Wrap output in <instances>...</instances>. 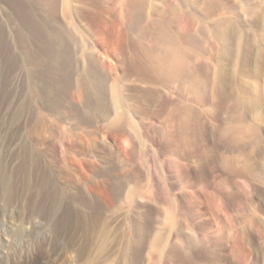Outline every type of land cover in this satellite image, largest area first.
<instances>
[{
    "label": "rangeland",
    "instance_id": "rangeland-1",
    "mask_svg": "<svg viewBox=\"0 0 264 264\" xmlns=\"http://www.w3.org/2000/svg\"><path fill=\"white\" fill-rule=\"evenodd\" d=\"M81 1L74 0L72 3L78 5L82 3ZM168 1L169 3L175 1V4H179L178 0H147V6L149 7L146 10L155 12L159 9H164L168 5ZM189 1L188 4L181 7L187 10L195 9L199 14L203 11L206 0ZM229 1H234V5L236 4L235 11L231 15L230 13L227 14L225 18L233 20L238 26L240 25V28L236 25L238 31L236 34L240 37L239 40L243 42L240 41V52H238L239 50L236 51L237 64L234 63L236 61H232V63L228 64L231 69L226 68L227 65L225 69L232 73L245 67L246 71L250 70L247 71L249 73L244 72L245 75L247 76L251 72L253 75L250 74V78H248L249 76L242 77L244 78L243 80L247 79V81L249 80L248 83L253 82L257 86L258 84L262 86L259 92L260 99L261 94H263L262 100H260L262 107L258 105L257 110H254L253 113L252 111L248 112L249 119L246 120L251 124L254 122L252 116L255 112L258 111L257 113H260L261 111V118L264 115V92L261 91V88H264V57H259V51H264V40L263 42L260 40L264 29V21H262L264 0ZM241 1L245 2L244 4L249 2L251 9L261 13L262 16L259 15L262 18L245 15L244 10H246L248 3L246 6L238 5V2ZM47 2L50 4V0H47ZM47 2L46 0H0V90L5 88L6 83L10 84V87H6L10 89L11 93L13 91L11 98L16 99L15 90L17 87L19 88L18 82L21 81L24 100L28 104H25L27 109L24 110V117L20 121L23 127L20 135L16 136L14 127L6 128V126H0V157L4 158V167L8 173H11L15 181L11 199L5 200V198H2L3 196H0V261H5L6 264H9L15 260L17 253L21 250L24 252L29 251L37 241L42 240V245L39 247V253H41L38 256L39 261L37 264H264V177L257 178L253 176L244 184L245 182H243L242 178L235 176L236 174L234 175L235 172L221 166L219 167L220 174L223 173V177L225 176L226 179L229 178L230 180L233 178L232 181L228 179L229 182L237 185L242 183V187H248H246L247 191L249 190L247 192L248 196H245V198L242 194H232L231 197L228 196L226 198L225 196H220V193L219 195L216 194V199L209 198L210 194L214 193V190L205 181L208 175L210 177L212 173V169L209 168L211 166L206 163H203V166L200 165L199 169L196 167V170H194V173H197L200 178H197L193 185L185 182V177L180 175L173 166L178 160L167 152L165 132L169 127H166L163 116L159 114L158 101L137 95L136 89L145 86V84L147 86V83L135 78L127 70L128 65L124 63L125 61L120 63L114 53L117 33L114 26L108 28L109 25H107L104 33L99 34L96 32L94 25L86 22L84 16L72 14L73 17L69 16L73 18L71 19L60 10L52 12L51 5L49 6ZM117 10L120 11L119 9ZM201 14L204 13L202 12ZM205 19L209 22H214V20L218 19V16L212 14ZM235 20H239V23ZM59 26L62 30L66 29L67 34L64 31L66 36L68 33L70 36L65 38L70 40H68V44H65L67 48L65 52H67H64L63 59L66 62L62 63L64 61L62 59L61 64H57L53 60V55H51L52 44L49 43L46 35L54 28L59 29ZM78 26L86 27L84 34H80L77 30ZM196 30L197 23L196 27L194 25L191 29L193 35L198 34ZM206 36L207 40L211 39L212 41L213 38H210L212 37L210 33L209 35L206 34ZM241 36L243 39H241ZM211 41H207L205 55L200 61L195 62L194 54L189 59L191 61L194 60L196 64L198 63V67L200 66V70H197V76L199 79H203L204 82L201 80L203 83L206 82L205 85L209 84L207 88L204 85L206 90H209L207 93L204 89L206 91L204 93L208 95L218 90L220 88L219 85L222 87V92H225L223 88H226L227 92L231 86V84L230 86L227 85L224 80H217L215 76L217 74L218 59H221L222 54L218 47L214 51L215 46L213 49L208 46ZM86 42L90 43V45L92 43V53L94 59L97 60L98 70L107 75L109 82L113 80V71L122 72V69H126L127 72L123 73V82L126 85L124 93L128 99L125 111L138 124L139 137L132 136L129 129H125L124 134L116 126V128L109 127L108 121L112 118L111 114L107 117V120H102L98 115L91 116V119L88 103L83 96L76 95L78 91L75 89V83L83 75L84 59L81 56V52L84 50ZM246 42L250 43L249 46L245 44ZM93 51L96 52L94 53ZM68 54L70 61L73 60L71 64L67 57ZM212 54H215L213 57L216 58L211 61L209 58ZM242 57L245 61L241 60ZM67 60L69 65L63 66V64H67ZM122 64L123 67H121ZM202 73L207 74L204 75ZM208 81L210 82L208 83ZM217 82L220 83L218 84ZM224 84L227 86L223 87ZM249 84L252 85V83ZM31 85L34 86L35 90L31 88ZM172 86L174 85L169 86L170 90L173 89ZM249 91L255 92L251 89L247 92L250 93ZM252 93L249 95H252ZM2 98L1 91L0 117L5 111L2 106ZM226 99L228 98L224 99L225 103L227 102ZM35 106L37 108L33 109ZM35 109H39L38 111H41V115L45 114V117L42 116L44 121L41 119L43 125H40L39 128L40 141L37 142L38 153L42 159L41 162L43 160L48 162V159L52 156L61 157V155L65 154V149L67 150L65 146L68 147V145L73 144V147H68L69 154L66 155L71 154L76 158L92 161L95 164L89 168L87 167L88 165L86 166L87 163L85 161L83 165V170L89 171L88 173L90 174L89 184L92 188L90 192H87L81 184H77L79 185L77 186L74 183L79 175L78 173H74L72 176L73 183L72 180L68 183L64 177H59V181L58 177L55 178L58 183L57 191L62 199L61 209L58 210L61 218L58 221L56 220L58 213L54 215L48 210L49 193L38 190L36 180L30 181V185H34L33 188L30 185L28 187L24 186V183H22L23 176L21 175H24L27 169H32L26 167L24 168L25 171H22V169L18 168L21 158L20 142L23 141L27 147L34 148L35 143L31 127L34 121L32 114H34ZM148 110L153 111H151L152 113H147ZM85 112L89 114L87 113V115ZM93 119L95 120L94 122ZM261 120L258 123L260 124L259 137L262 139L260 143H263L264 117ZM79 140L83 142L80 143ZM255 140L257 139L252 138V141ZM214 141L216 142L213 139ZM57 142L60 143L58 144ZM86 143H93L91 144L93 149H90V145L88 144V146ZM95 143L96 145H94ZM53 144L57 145L56 148L58 150L56 148V150L53 149ZM82 144L84 145L82 146ZM93 145L97 146V148L93 147ZM84 146H87V148ZM260 158V166L264 169L262 167L264 166V153ZM98 165H104L105 170L103 166V168L101 167L102 169H99L100 166ZM94 166H98V169ZM16 167L19 169L18 173L16 172ZM93 169H97L96 171L104 170V172H108L109 176L116 171L121 172L120 175L123 179L120 178L125 182L124 185L130 180V177H136L138 192L133 199L127 198L130 186L133 185V183L129 182L132 185L128 184L117 200L109 199L107 194L110 192L105 191L107 193L105 195V192H101L96 188L95 184L102 182V177ZM111 171L114 172L111 173ZM59 183L63 184L61 188ZM237 185L235 187L238 188ZM231 187L227 186L225 191L231 190L230 192H233L235 187H232L233 190ZM72 190L76 191L73 192ZM197 191L199 196L196 194ZM30 196H33V202H30L32 199ZM93 199L96 200V204L91 201ZM91 202L93 205L90 204ZM168 207L174 214L171 213V217L167 219L165 218V209ZM100 218L103 219L101 220ZM89 228L92 232L87 231ZM96 229L99 230L98 233ZM100 230L105 231L100 235V238L102 235V237L104 235L105 237L101 238L102 240L99 238V242L95 236H99ZM80 231L85 232L80 234ZM156 236L158 238L156 249L159 247L157 251L152 246L153 239ZM211 238L212 240L210 241ZM94 239L98 241H95V243ZM90 240L93 241L92 246H90ZM97 242L104 245L97 246ZM103 246L104 248H101L103 251H97L99 247ZM12 254L16 255L12 256ZM190 259L194 263H191Z\"/></svg>",
    "mask_w": 264,
    "mask_h": 264
},
{
    "label": "bare ground",
    "instance_id": "bare-ground-1",
    "mask_svg": "<svg viewBox=\"0 0 264 264\" xmlns=\"http://www.w3.org/2000/svg\"><path fill=\"white\" fill-rule=\"evenodd\" d=\"M72 1H74V0H50V4H49L46 0V2L49 4V6L51 5V11L52 12H56V11L60 10L65 16H68V17L72 16V14L84 16L85 18L84 17H82V18H84L86 20V22L89 23L90 25L91 24L94 25L95 27L94 26L93 27L96 28V32H98L99 34H101L102 32L104 33V30L107 29V28H105V27H107V25H109L108 28L114 26V29L117 32L116 33V41L114 43V45H115L114 48H116V49H114V53L116 54V56L120 60V63L121 62L123 63V61H125L124 63L128 65L127 70L129 72H131L135 78H137L141 81H144L143 83H145V82L147 83V86L145 84V86L141 87L142 89L141 88L136 89L137 95L150 98L151 100L154 99V101L155 100L158 101L159 114H161L163 116L164 123H165V125H167L166 127L167 128L169 127L167 129V131L165 132V138H166L165 145L167 148V152L169 153L170 156L172 155L173 157H176V160H178L177 162H175L173 164V166L177 169V172H179L180 175H183L185 177V182L193 185L194 181L197 178L198 179L200 178V176L197 173L196 174L194 173V170H196V167L199 169L200 165L203 166L202 164L206 163V164H209L211 166L209 168L212 169V171H211L212 173H211L210 177L208 175V178L205 181H206L208 186L212 187V189L214 190V193H215V194L214 193L210 194L211 196H209V198L216 199V197H217V195H219V193H220V196H225L226 198L228 196L231 197L232 194H238V195L242 194L244 198H245V196H248L247 192H249V190L247 191V188H248L247 186H246L247 187L246 188V187L241 186L242 183L237 185L235 183L233 184L232 182H229L230 179L228 178L229 179L228 180L225 178V176L223 177L222 176L223 173L220 174V169H219V167L221 166L225 169H229L230 171L235 172L234 175L236 174L235 176L242 178L243 182H245L244 184H246V181H249V179L252 178L253 176L257 177V178L264 177V169L261 168L260 163H259V161H260L259 159H261L260 157L264 153L263 152L264 151V146H263L264 142L262 141L263 143H260V140H262V139H261V137H259L260 136L259 135V132H260L259 125L260 124H258L259 121L264 117V115L261 118L262 113L259 110L260 113H257L258 112L257 111L252 116L253 117L252 120H254L253 123L249 124V121L246 120V119H249V115H248L249 113L248 112L252 111V113H253L254 110H257V108H258L257 106L262 103V102L260 103V100H262L263 94H261V99L259 97L260 87H262V86L260 84H258V86H257L253 82H249V83H252V85H251L248 83L249 80L247 81L246 78H245L246 80H243L244 78H242V77L246 76L244 72L250 71V70L246 71L245 67H244V69L243 68L240 69V71H234L232 73L228 72V70L225 69L226 65H227L226 68L231 69V67H229L228 64L230 62L232 63V61L233 62L236 61V57H235V55H237L236 51L239 50L238 52H240L241 42H243V41L239 40L240 37H238V34H236V33H238L237 27H236L237 23H235L231 19L229 20L228 18H225V17H227V14L230 13V15H231V13H234L235 5H236V4L234 5V3H233L234 1L231 2L229 0H206L205 7L202 11L204 14H201L202 12L199 14V12L196 11L195 9L194 10H187L186 8L183 9L181 6L182 5L185 6L186 4H188L189 0H178V3H179L178 5L174 3L175 1L172 3L171 2L169 3V1H168V5L164 9H159L155 12L154 11L148 12V10H146L147 7H149V6H147L148 5L147 0H82L81 1L82 3L78 4V5H74V3H72ZM77 1H79V0H77ZM241 2H238V5L241 4V6H243V5L246 6V4L248 3L246 6V10H244L245 15L247 14V15H251L253 17L259 16V18L262 16V14L259 13L258 11L251 9L249 2H246V4H244L245 2H243V1H241ZM117 9H119L120 11H118ZM212 14L218 16V19L216 21L214 20V22L207 21L205 18L210 17ZM251 16H250V18H252ZM262 17H263L262 21H264V13H263ZM69 18H71V17H69ZM71 19H73V18H71ZM237 21L239 23V20H237ZM72 22H74V21H72ZM196 23H197V30H196L197 32L196 33H198V34L193 35L191 32V29L193 28L194 25L196 27ZM110 24H112V25H110ZM88 27H90V26H88ZM238 27L240 28V25ZM58 28L59 29H56V28L52 29L46 35H47V39H48L49 43L52 44L51 55H53V60L57 64L58 63L61 64L60 62L62 61L65 53L67 52V51L65 52V50L67 49L65 44H68L67 42H68V40H70V39H65V38L70 37V36H69V33L66 36V34H67L66 29L62 30V29H60V26ZM85 28L78 26L77 30L80 32V34H84ZM239 28H238V30H239ZM111 29H110V31H111ZM64 31L66 32V34ZM209 33L212 36L210 38H213L212 41H211V39L207 40V38H209V37L206 36V34L209 35ZM102 36H103V34H102ZM243 37H244V35H243ZM241 39H243L242 36H241ZM206 40L208 42L211 41V43H209L208 46H210L212 49L215 46L214 51H216L217 47L220 49L219 51L222 54V56H221V59H218L217 68H216L217 74L215 76H216L217 80H219V81L224 80L226 82V84L229 86L231 84V86L229 87L230 89L227 92H226V90H227L226 88H223V90L225 89V92H222V87H221V85H219L220 88L218 87L219 88L218 90H215L210 95H208L207 93L209 92V90H206V88L209 86V84L205 85L206 82L203 83L204 82L203 79H199L197 76V70H200L199 69L200 66L198 67V65H197L198 63L197 64L194 63V60H192V61L189 60L193 54H194L193 58H195V62L198 60L200 61V59H202V57L205 55V50H206L205 45L207 44ZM260 40H262V42L264 40V29H263V33H261ZM97 41H99V40L97 39ZM106 41H108V40H106ZM245 44L247 46H249L250 43L246 42ZM193 47H195V48H193ZM92 48H93L92 43L90 45V43L86 42L85 48L81 52V56L84 59L83 75L79 79H77L78 81H76V83H75V89L78 91V94H76V95L84 97V99L88 103L89 113L91 115L88 112H85V113L86 114L88 113L91 119L93 116L98 115L99 118H102V120H104V119L107 120V117L111 114L112 118L110 121H108L109 127H115L116 126V127L120 128L122 130V133H124V134H125V129H127V130L129 129L132 136H134L136 138L139 137L138 124L134 120H132L130 118V116L128 115V113L125 111V107L127 105L126 103H127L128 99L124 93V90L126 89V85L123 82V73H125L126 69H122V72L113 71V75H114L113 80L111 82H109L107 75L105 73H103L101 70H98V67L96 65L97 60L94 59V56L92 53ZM95 48H97V47H95ZM68 56H69V54L67 55V57ZM213 56H215V54L214 55L212 54L211 57L209 58V59H211V61L214 60V58H216ZM67 57H66V59H67ZM243 57L245 58V56H243ZM243 57L241 60L244 59ZM259 57H264V51H261V52L259 51ZM68 59H69V57H68ZM97 59H99V58H97ZM69 61H70V59H69ZM69 61L67 60V64H63V66L64 65L68 66ZM71 61L73 62V60H71ZM71 61L69 62L70 64L72 63ZM102 61H103V59H102ZM243 61H245V60H243ZM65 62H66V60H64L62 63H65ZM74 62H75V60H74ZM209 62H210V60H209ZM206 63H207V61H206ZM234 63L237 64V61ZM241 63H242V61H241ZM243 64H244V62H243ZM205 65H207V64H205ZM211 65H213V64H211ZM108 66H110V65H108ZM232 66L234 67V65H232ZM240 66L243 67L242 64H240ZM121 67H123V64L121 65ZM207 67H208V65H207ZM99 68H100V66H99ZM102 69H103V67H102ZM246 69H248V68H246ZM206 71H207V68H206ZM229 71H231V70H229ZM258 71H260V70H258ZM247 73H249V72H247ZM256 73H257V71H256ZM202 74H204V73H202ZM206 74L207 73H205L204 75H206ZM250 74H248L246 77H248ZM251 75H253V74H251ZM250 76L248 78H250ZM204 77L206 78V76H204ZM207 77H208V75H207ZM67 79H68V77H67ZM243 81L244 82L247 81V82H245L246 84ZM209 82L210 81H208V83ZM68 83H70V82H68ZM215 83H213V84H215ZM221 83L223 84V82H221ZM6 84L4 86L5 88L3 89V87H2L3 90H0V93L2 91V95H3L2 106L5 108L4 113L0 117V126L1 125L6 126V128L14 127L16 130V136H18V135H20V131L23 128L21 126L20 121H22L21 119L24 117V115H23L25 113L24 110L27 109V108H25V104H27V102H25V100H24L23 85H22L21 81L18 82L19 88L17 87L15 90L16 99L11 98L12 97L11 94L13 93V91L11 93L10 89L6 87V86H9L10 84H7V85ZM244 84L245 85L249 84V85L245 86ZM171 85H174V86H172V88H173L172 90L169 89V86H171ZM204 85L206 86V88ZM227 85L224 84V86L223 85L222 86L225 87ZM56 86H57V84H56ZM33 87L34 86L31 85V88H33ZM249 88L251 90L255 91V92L253 91L254 93H252V91H249L250 93H252V95H249L250 93L247 92L248 90H250ZM204 89L207 91V93H204V91H205ZM220 89H221V91H220ZM263 89L261 88L262 92H264ZM79 92H81V93H79ZM247 93H248V95H247ZM225 98H228V99H226L227 100L226 103L224 100ZM228 101H230V102L228 103ZM255 107H256V109H255ZM34 108H37V107L35 106V107H33V109ZM120 108H122V109H120ZM38 110L35 109L34 112L31 110V112L34 113V114H32V116H34L33 117L34 118L33 126L31 124L32 131L30 129V131L33 133L32 136L34 137L33 138L34 143H35V144L33 143L34 148L27 147V145L23 141L20 142V144H21L20 145L21 158L19 161L18 168L20 170L22 169V171H25L24 168H26V167L27 168L30 167L32 169V170L27 169L25 171V173L23 172L24 175H21V176H23L22 177V181H23L22 183H24V186L28 187L31 184L30 181L36 180L37 181L36 182L37 183V189L39 188L38 190H42L44 192L46 191L47 193H49L48 210L50 213H53L54 215H56L58 213V216L56 218V220L58 221L61 218V216L59 214L60 211L58 212V210L61 209L62 199L58 194V191H57L58 183H57L55 178L58 177V181H59V177H62V178L64 177V179L67 180L68 183L71 180L73 183L72 176L74 175V173H78L79 175H78V177H76V180L74 179L75 180L74 183L76 185L81 184L87 192H90L92 189L90 184H89L90 174L88 173L89 171L87 172L86 170H83V167H84L83 165L85 164L84 163L85 161L87 163L86 166L88 165L87 167H89V168L93 167V165H95V164L92 161L81 160L79 158H76V157H74V155L72 156L71 154L66 155V154H69L68 153V150H69L68 147L70 148L73 144L72 145L70 144V146L67 144L68 147L65 146V148H67V150L65 149L66 152L64 155L60 154L61 157L52 156L48 159V162H46L44 160L41 162L42 159L38 153V148H37L38 143L37 142L40 141L39 128H40V125L41 126L43 125L41 123L42 122L41 119L43 120V118L45 117L44 116L45 114L41 115L42 114V113H40L41 111L39 112ZM151 111H153V110H151ZM151 111L148 110L147 113H152ZM252 113H250V114H252ZM149 115L151 116V114H149ZM42 116H44V117H42ZM87 119H89V118H87ZM94 121L95 120L93 119V122ZM247 121H248V123H247ZM22 125H24V124H22ZM160 132H161V130H160ZM252 138H255L257 140L252 141ZM213 139L216 140V142L214 141L215 143L213 142ZM68 141H70V140H68ZM81 142H83V141H80V143ZM93 143H91V144H93ZM86 144L88 145L89 143H86ZM91 144H89L90 149L92 148ZM57 145L53 144L52 145L53 149H55L57 147ZM83 145L84 144H82V146ZM94 145H96V143ZM94 145H93V147L97 148V146H94ZM84 147L87 148V146H84ZM76 148H78V147H76ZM84 152H85V150H84ZM93 161H94V159H93ZM4 162H5L4 158L0 157V193H1L0 196L1 197L3 196L2 198H5V200H10L11 194L13 193V190H14L15 181H14V177L11 175V173H8L7 170L5 169V167H4L5 163ZM43 162H44V164H43ZM96 165H97V162H96ZM98 166H100L99 169H102L104 167V165H98ZM98 166H94V167L98 169ZM262 167H264V166H262ZM17 169H16V172L19 171V169L18 170ZM96 170H94V171H96ZM104 170H105V167H104ZM104 170L103 171L102 170L96 171L102 177V182L98 181L99 183L95 184L97 186L96 188L101 192H105V191L110 192L109 194H107L106 192L104 194L105 195L107 194V196L109 195V199H111V200H117L119 198L118 196L122 194L125 187L127 188V185L130 182V183H133V185L129 184L132 186H130V191H128V189H127V191L129 193L126 191L128 193L127 198L133 199L134 195L138 192L137 186H136L137 185L136 184V180H137L136 177H133V176L130 177V180H128V182L124 185L125 182L122 181L123 178L120 175L121 172L119 173L116 171L115 173H113L114 171L113 172L111 171V173H113V174L109 176L107 174L108 172L106 173V172H104ZM198 171H200V170H198ZM200 174H202V173H200ZM14 176H15V174H14ZM92 176H93V174H92ZM92 178L94 179V177H92ZM232 180H233V178H232ZM232 180H230V181H232ZM60 181H62V180H60ZM200 182H202V181H200ZM16 183H17V181H16ZM61 183H63V182H61ZM18 184H19V182H18ZM32 184H34V183H32ZM59 185L61 188V185H63V184L59 183ZM226 185L229 187H231V186L235 187L237 185L238 188L235 187V190H233L231 187L233 192H230L231 190L225 191L226 190L225 188L227 187ZM77 186H79V185H77ZM33 187H34V185L31 186V188H33ZM16 188H15V190H16ZM20 188H21V186H20ZM22 188H23V186H22ZM72 188H74V187H72ZM244 188H246V189H244ZM37 189H36V191H38ZM72 191L74 192L76 190H72ZM30 192H31V190H30ZM23 193H25V191H23ZM33 193H35V192H33ZM78 193H80V192H78ZM40 194H42V193H40ZM80 194H79V196L82 195V194L81 195ZM85 194H87V193H85ZM196 194H197V196H199L198 191L196 192ZM206 194H208V193H206ZM32 197L30 196V198H32ZM82 197H84V196H82ZM86 197H87V195H86ZM188 198H189V196H188ZM31 201L33 202V198L30 200V202ZM91 201L94 204H96L95 199H93ZM92 202L90 204L93 205ZM30 205H28V206H30ZM188 208H190V207H188ZM81 210H83V209H81ZM165 210H166L165 211L166 212L165 218H167V219L171 217V213L174 214L171 210H169V207L166 208ZM188 210H190V209H188ZM190 215H188V216H190ZM57 221H56V223H57ZM96 223H98V222L96 221ZM99 226H100V224H99ZM102 227H103V225H102ZM81 228L83 229V227H81ZM97 228H98V226H97ZM87 231L92 232V231H90V228ZM96 231L98 233L99 230L96 229ZM103 231L100 230L99 236H95L98 238L99 242H100L101 238L105 237V235H104V237H102L103 236L102 235L100 238V235L103 233ZM84 232L80 231V234H83ZM97 233H95V234L97 235ZM220 234H221V232H220ZM91 235L93 236V234H91ZM222 237H223V234H222ZM89 239H91V238H89ZM157 239L158 238L156 236L152 242L153 243L152 246L154 249H156V246H157L156 245ZM98 240L94 239L93 241L95 242ZM211 240H212V238L210 239V241ZM93 241H91L90 246H92ZM204 241H205V239H204ZM99 242H97V244H98L97 246L104 245V244H100ZM102 242L104 243V241H102ZM95 243H94V245H95ZM209 243H211V242H209ZM200 244H202V243H200ZM41 245H42V240L37 241L35 243L34 247L31 248L29 251L24 252L23 250H21L19 253H17L18 255L16 256V258L13 257V258H15V260L12 259L13 261L10 262L9 264H37L39 261L38 256L41 253V252L39 253V249H40L39 247ZM196 247H198V246H196ZM101 248H104V246L99 247V249L97 251H100V250L103 251ZM158 248L159 247H157V249ZM157 249H156V251H157ZM85 253H83V254H85ZM13 255H16V254H12V256ZM86 257H87V255H86ZM219 257H220V255H219ZM87 259H89V258H87ZM180 259H178V260H180ZM86 262L88 263V261H86ZM202 262H203V260H202ZM191 263H194V262H192V260H191ZM0 264H6V262L0 261Z\"/></svg>",
    "mask_w": 264,
    "mask_h": 264
}]
</instances>
